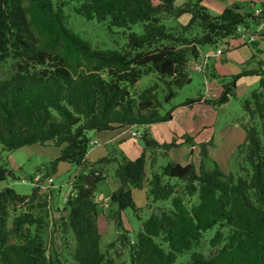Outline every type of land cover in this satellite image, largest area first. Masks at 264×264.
<instances>
[{
  "label": "trees",
  "instance_id": "16d2710c",
  "mask_svg": "<svg viewBox=\"0 0 264 264\" xmlns=\"http://www.w3.org/2000/svg\"><path fill=\"white\" fill-rule=\"evenodd\" d=\"M260 5L262 12L255 16V8L243 12L238 5L213 14L204 0H0V158L2 152L53 145L59 156L41 181L61 163L77 169L63 204L65 215L54 221L60 235L70 234L73 240L74 264H115L119 254L114 259L109 249L117 244L129 264H175L184 254L189 260L181 264H264V69L226 81L217 77L222 90L216 100L199 96L182 105L221 107L237 97L241 77L259 78L258 87L242 101L248 118L241 126L245 139L229 172L216 162L211 168L206 165L213 142L200 143L197 166L169 162L157 167V153L193 144L190 135L182 136V142L161 144L142 135L144 149L134 160L122 151L94 163L87 160L91 131L167 122L172 110L164 115L161 110L188 82L189 61L197 59L204 46H227L238 36V27L264 26V2ZM65 8L113 28L142 24L143 34H129L119 51L93 49L66 30ZM182 16H188L183 25H162L164 19ZM150 74L163 83V100L157 84L133 91ZM109 165L115 166L118 186L109 196L116 210L107 217L117 238L103 249V205L95 191L96 184L106 180ZM88 174L96 179L91 187L85 182ZM9 177L13 173L0 167V182ZM143 189L153 211L131 237L122 215L128 209L143 211L133 199V190ZM58 195L50 188L33 187L26 196L9 187L0 189V264H64L47 242L52 199ZM157 202L170 206L153 208ZM209 231H214L208 241L212 252L194 251Z\"/></svg>",
  "mask_w": 264,
  "mask_h": 264
},
{
  "label": "rangeland",
  "instance_id": "374dc122",
  "mask_svg": "<svg viewBox=\"0 0 264 264\" xmlns=\"http://www.w3.org/2000/svg\"><path fill=\"white\" fill-rule=\"evenodd\" d=\"M180 4V2H179ZM243 6V5H242ZM251 6V5H250ZM261 7L259 2H255V8L259 9ZM244 8V9H243ZM243 12L249 10L248 6H243ZM65 20L64 25L68 32L79 36L82 40L90 44L93 49H99L104 51H119L125 48L128 42V35L135 34L141 36L143 34V25L136 24L125 29H118L109 27L107 22L98 23L95 20L88 21L81 16L74 14L70 8H65L64 10ZM188 21V16H182L178 20L173 19H164L162 25L166 28H174L178 24H185ZM213 47L204 46L203 49H210ZM216 52V51H215ZM248 69V68H247ZM157 84V92L159 99L163 100L165 95L164 85L160 82L156 76L153 74L144 76L134 87V92H142L149 87ZM205 79L203 75H196L191 83H186L183 88L177 91L175 98L168 104L163 105L161 114L164 115L171 110H178L183 108V104L187 100L196 99L200 93H204ZM258 87V83L254 84L248 90L249 94ZM249 94L245 93L244 95H239L235 99H232L228 104L218 107L216 109V115L209 117L208 115H202L201 117H196V123L206 124L209 126L207 131V138L203 133H199L200 130H197L195 133V141L193 144L182 145L181 149H173L167 152L157 153V167H163L169 162L179 163L181 165L185 164H194L195 166L199 165L200 158L198 157L199 145L203 142H213L214 147L209 148L211 155L206 165L211 168L212 163L216 162L222 170L229 172L234 167L235 163V151L237 147L243 143L245 139V132L242 129V125H246L248 118L245 116L242 109V101L247 98ZM191 109V108H187ZM211 110L207 109V114L211 113ZM197 113V112H195ZM198 115V114H197ZM173 131L176 135L179 134V131H183L184 126L180 122H175L173 125ZM188 130V126L184 128ZM123 132L124 139L128 143L127 145L134 144L137 148L144 149V143L141 138H132L130 136L131 132H136L138 135L142 136L149 132L148 126H139L125 128ZM101 133L91 131L89 136L92 140L99 141ZM96 146V147H95ZM125 145L122 143H114L108 145L105 150H102L101 147L96 145L91 146L88 152L89 160L94 163L98 156H105L111 154L114 151H122L125 154ZM194 147V148H193ZM184 152V155L181 156L180 152ZM128 155V154H127ZM59 156V149L53 145L41 146L33 145L30 147H24L11 152H2L0 158V167H4L7 170L13 173V177L7 178L4 182H0V189L9 187L13 189L18 195L26 196L30 195L33 189L31 181L37 177H44L46 173L49 172L50 163ZM113 157V155H112ZM114 165H109L105 167V172L107 178L105 181H102L96 184V200L103 206H100V219H99V229L102 234L101 244L103 249L108 245L112 244L117 238V233L115 230V225L107 216H112V211L116 210V206L109 202V196L112 191H114L118 184L115 181L114 175ZM77 174V169L73 166L61 163L57 167L56 173L49 175L50 178H53V187L56 192H59L58 197L53 200L54 207L50 211V221L51 226L47 235V242L52 248L54 247L55 251L59 253L62 257L64 264H74L70 253L74 246L73 240L70 234L65 236L60 235V230L54 227V221L59 220L61 216H64L63 204L66 200L68 194L71 191V182L73 177ZM26 181L25 184L21 181ZM56 194V193H55ZM133 199L137 208H143L141 212H134L132 209L126 210L122 215V223L130 234L131 237H134V234H137L141 230V224L144 222L152 213L153 210L148 209L147 200H146V190H133ZM169 202H157L153 204V208L169 207ZM56 207L59 209L56 210ZM214 235V231H209L201 245L197 250L204 254L211 253L212 250L209 249L208 241ZM117 253L119 254L118 257ZM110 257L115 259V264H129V259L126 253L118 246L109 249ZM189 260V254H184L180 256L175 264L185 263Z\"/></svg>",
  "mask_w": 264,
  "mask_h": 264
},
{
  "label": "crops",
  "instance_id": "0c3cea01",
  "mask_svg": "<svg viewBox=\"0 0 264 264\" xmlns=\"http://www.w3.org/2000/svg\"><path fill=\"white\" fill-rule=\"evenodd\" d=\"M255 2H259L261 4L264 2V0H204V4L213 14L221 13L226 7L230 5H238L241 8L246 5L250 10V5H253V8H255ZM259 27L260 26H257L248 30V35L253 34L257 37L255 42L252 44L247 43L238 35L235 39L230 40L227 46L223 45L224 49L221 57H213L215 51L218 48L203 50L200 49L198 58L194 60L191 59L189 61V69L191 74L188 77V83H191L196 75L201 74L205 79V85L207 84L204 93H200L198 97L200 96L202 100H216L218 98L222 89L221 83L217 77L226 81L244 71L254 72L259 69H264V26L261 29ZM258 29L260 30L257 33ZM199 67H204V72L196 71V68ZM258 82L259 78L256 76L241 77L236 83L237 97L239 95H244L245 93L249 94L248 90H250V87L254 84H257ZM187 108L188 107H183L178 110H172L170 118L167 122L149 126V132L145 135L151 136L160 144L163 142L170 143L173 140L182 142L180 141V138L184 135H190L195 141L196 139L193 132L195 133L197 130H200L199 133L202 132L203 135H205V138H207L205 131H207L209 126L205 123L200 125L199 123H196V117H201L202 115H208L209 117H212L216 115L217 108L209 107L206 104H196L193 107H189L191 109ZM207 109L211 110V113L207 114L208 112H206L204 114ZM177 121L180 122L184 128L188 126V130L183 128V131H179V134L181 135H176L173 131L172 125ZM123 130L124 129H118L113 132L101 133L102 135L99 137L98 142L95 140L92 141L96 142L97 146L101 147L102 150H105L108 145L114 143H122L126 146L124 143L128 142H126L124 139V134L126 132L122 133ZM204 139H202L203 142H205ZM177 149H181V147ZM125 150L128 155L124 152L123 153L129 160L138 158L143 152V149L137 148L134 142L127 145ZM180 155L183 156L184 152H180ZM103 157L104 156H98L96 161ZM87 160L89 163H92L88 157Z\"/></svg>",
  "mask_w": 264,
  "mask_h": 264
},
{
  "label": "built area",
  "instance_id": "2783aa9c",
  "mask_svg": "<svg viewBox=\"0 0 264 264\" xmlns=\"http://www.w3.org/2000/svg\"><path fill=\"white\" fill-rule=\"evenodd\" d=\"M261 9H255L254 10V15L257 16V15H260L261 14ZM263 27V25H260V29ZM257 30V33L259 32V30ZM237 34L240 36L241 39L245 40L247 43L249 44H252L255 42L256 40V35H248V30H244L242 27H238L237 30H236ZM223 49H224V46H220V48H218L216 50V52L214 53L213 57L215 58H219L222 56L223 54ZM196 71L198 72H204V67H199V68H196ZM130 136L132 138H137V139H140L141 136L138 135V133L136 132H131ZM91 146H94L96 145V142L92 141L90 143ZM21 183L25 184L26 181H21ZM31 184L34 188H39L41 190H45V189H48L50 187H52L53 185V178H48L47 180L45 181H41V177L40 176H37L35 177L32 181H31Z\"/></svg>",
  "mask_w": 264,
  "mask_h": 264
},
{
  "label": "water",
  "instance_id": "95a60500",
  "mask_svg": "<svg viewBox=\"0 0 264 264\" xmlns=\"http://www.w3.org/2000/svg\"><path fill=\"white\" fill-rule=\"evenodd\" d=\"M252 10H253V5L250 6V11H252ZM85 182H86L88 187H91L96 182V179L93 177V175L88 174L85 177Z\"/></svg>",
  "mask_w": 264,
  "mask_h": 264
}]
</instances>
